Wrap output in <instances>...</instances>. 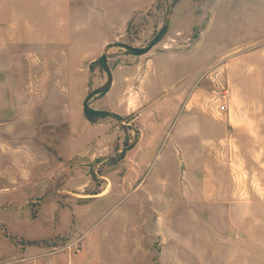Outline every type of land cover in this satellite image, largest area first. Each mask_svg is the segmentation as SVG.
<instances>
[{
	"label": "rangeland",
	"instance_id": "374dc122",
	"mask_svg": "<svg viewBox=\"0 0 264 264\" xmlns=\"http://www.w3.org/2000/svg\"><path fill=\"white\" fill-rule=\"evenodd\" d=\"M46 7L3 47L0 263L264 264V0Z\"/></svg>",
	"mask_w": 264,
	"mask_h": 264
},
{
	"label": "crops",
	"instance_id": "0c3cea01",
	"mask_svg": "<svg viewBox=\"0 0 264 264\" xmlns=\"http://www.w3.org/2000/svg\"><path fill=\"white\" fill-rule=\"evenodd\" d=\"M48 0H0V111L3 107V89H2V64H3V47L8 40L11 42L16 40L26 41L27 43L34 40V15L49 13L46 3ZM3 16H10L12 22L3 23ZM16 20V21H15ZM4 31H10L11 37L4 35ZM12 44V43H10ZM2 140L0 138V163L2 164ZM1 167V166H0ZM1 173V169H0ZM39 225V224H38ZM40 226V225H39ZM43 226L39 231L30 234L31 236L44 233ZM35 239V238H32ZM12 250L7 257L13 259L12 264H51L50 258L45 253V249L40 245L24 246ZM16 254H18L16 256ZM4 257L0 250V262ZM66 260V259H65ZM3 264V263H0ZM64 264H67L66 262ZM73 264V263H70Z\"/></svg>",
	"mask_w": 264,
	"mask_h": 264
}]
</instances>
